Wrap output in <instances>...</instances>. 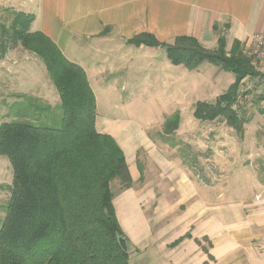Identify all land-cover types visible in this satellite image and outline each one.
<instances>
[{
    "label": "crops",
    "instance_id": "crops-1",
    "mask_svg": "<svg viewBox=\"0 0 264 264\" xmlns=\"http://www.w3.org/2000/svg\"><path fill=\"white\" fill-rule=\"evenodd\" d=\"M16 13L32 15L28 31L44 34L84 69L95 96V128L112 136L125 155L131 184L112 191V204L127 239L129 263L264 264V185L252 181L247 198L239 200L232 191L193 183L177 158L159 152L147 127L115 116L119 106L110 96L100 104L89 74L119 60L107 59L114 50L101 51L103 44L124 53L161 48L140 45L132 50L135 45L126 41L141 33L164 43L190 36L207 49H214L223 35L226 46L237 40L247 55L253 36L264 33V0H0L1 23ZM14 45L9 40L0 57V99H43L41 92L50 87L39 58L22 54ZM84 48L102 52L105 62L93 59L90 64L88 59L87 64L81 57H67L70 50L78 53ZM149 65L159 74L171 72L173 79L192 77L183 69L175 74L179 67L168 59H150ZM8 104L7 99L0 101L1 107ZM98 107H108L106 114L100 115ZM2 166L9 165L3 161Z\"/></svg>",
    "mask_w": 264,
    "mask_h": 264
},
{
    "label": "trees",
    "instance_id": "trees-1",
    "mask_svg": "<svg viewBox=\"0 0 264 264\" xmlns=\"http://www.w3.org/2000/svg\"><path fill=\"white\" fill-rule=\"evenodd\" d=\"M33 19L16 13L9 25L0 22V57L9 40L19 41L39 56L59 103L53 109L43 103L41 110L46 113L40 119L31 113L32 98L23 96L26 102L11 106L35 118L0 123V156H6L12 168L10 198L0 223V264H130L110 187L113 179L122 188L131 184L125 155L112 136L95 128V96L84 69L69 61L44 34L29 32ZM126 42L161 47L171 64L188 70L207 61L232 73L227 88L213 101H197L192 114L199 121L222 118L243 136L248 119L235 107L240 85L246 78L264 74L255 71L239 41L234 40L228 51L223 35L213 50L190 36L164 43L141 33ZM260 113L264 114V107ZM179 123L175 111L164 120L162 135L174 133ZM179 157L183 164L193 160L184 151Z\"/></svg>",
    "mask_w": 264,
    "mask_h": 264
},
{
    "label": "rangeland",
    "instance_id": "rangeland-1",
    "mask_svg": "<svg viewBox=\"0 0 264 264\" xmlns=\"http://www.w3.org/2000/svg\"><path fill=\"white\" fill-rule=\"evenodd\" d=\"M11 19L10 16L4 19L5 24H9ZM14 43L22 54L30 55L32 58L38 57L41 70L46 75L50 88L46 87L41 92L44 100L34 98L38 99L34 101L31 97L29 103L32 115L43 119L46 112L41 110V105L52 104L53 109L59 101L55 94L57 91L41 58L23 48L19 41L16 40ZM98 49L101 51L112 49L114 51L110 52L107 59H119L115 60L111 66H97L99 72L95 74L89 71L90 82L100 104L110 96L108 98L111 103L115 102L119 106L117 110L114 109L113 114L121 119H130L141 127H147L148 136L156 142L161 154L177 158L180 162L179 156L182 151L188 154V157L193 160L190 159L186 164L182 162L181 164L190 174L193 183L206 185L208 189L209 186H216L227 194L232 191L234 195H238L239 200L247 198L252 181L262 183L264 179V114L260 113V109L264 107V82L246 79L239 89L235 107L241 117L248 119V122L243 125V136L240 137L234 129L226 125L222 118L214 121H199L192 114L197 101H213L227 88L230 80H233L232 73L204 61L198 66L199 70L188 71L183 65H177L179 68H175V74L177 70L183 69L190 72L189 75L192 77L187 78L188 76L182 74V77L175 76L173 79L171 72L159 74L154 71V66L149 65L150 59H168L163 48L142 52L134 50L136 46H132L134 51L124 53L123 50L119 51L111 45L103 44ZM229 49L226 46V51ZM74 52L77 53L75 50L67 52V57L69 59L81 57L87 64L88 59H91L90 64L93 63V59L96 63L100 59L105 62L102 52L95 53L89 48L79 50L77 56L73 54ZM101 69H107V71ZM118 85H123L125 91L120 90ZM6 99L9 104L0 106V123L13 119L35 118L30 117L29 114H19L15 110L16 107L11 106L18 101L26 102V98L10 97L0 101L6 103ZM98 108L100 115L102 112L106 114L108 109V107ZM175 111L179 113L180 126L174 133L162 135L164 120ZM0 159L2 162H0L1 223L10 198L12 168L6 156H0ZM3 161H6L9 169L2 166ZM188 165H191L193 169L191 170ZM110 183L111 190L115 194L121 183L118 179H113ZM131 264H134L133 259Z\"/></svg>",
    "mask_w": 264,
    "mask_h": 264
},
{
    "label": "built area",
    "instance_id": "built-area-1",
    "mask_svg": "<svg viewBox=\"0 0 264 264\" xmlns=\"http://www.w3.org/2000/svg\"><path fill=\"white\" fill-rule=\"evenodd\" d=\"M247 56L249 57L250 64L253 66L255 71L264 74V33H257L253 36V48L252 50L248 51ZM246 79L248 80L250 78H246ZM246 79L243 80L240 87L242 86V84L245 83ZM253 80L257 82L258 81L264 82V76L263 77L257 76Z\"/></svg>",
    "mask_w": 264,
    "mask_h": 264
}]
</instances>
